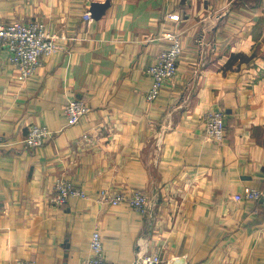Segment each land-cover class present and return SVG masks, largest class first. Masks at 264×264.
Segmentation results:
<instances>
[{
    "label": "crops",
    "instance_id": "crops-1",
    "mask_svg": "<svg viewBox=\"0 0 264 264\" xmlns=\"http://www.w3.org/2000/svg\"><path fill=\"white\" fill-rule=\"evenodd\" d=\"M95 4L104 14L84 22ZM34 20L66 40L28 79L0 49V264H85L96 231L110 264H264V206L234 199L264 188V0H0L1 24ZM165 30L183 53L149 101ZM71 100L92 109L72 126ZM217 112L221 144L203 135ZM32 125L54 132L36 150ZM59 178L89 198L52 204ZM105 189L147 194L150 209L102 204Z\"/></svg>",
    "mask_w": 264,
    "mask_h": 264
},
{
    "label": "built area",
    "instance_id": "built-area-1",
    "mask_svg": "<svg viewBox=\"0 0 264 264\" xmlns=\"http://www.w3.org/2000/svg\"><path fill=\"white\" fill-rule=\"evenodd\" d=\"M172 19L179 20L178 17ZM84 22L91 23L92 13L83 14ZM167 45L158 50L155 61L146 70L145 74L152 80V88L148 93V100H156L165 86L177 77L178 64L183 53L181 37L176 30H165L162 33ZM66 38L51 31L44 22L16 21L12 24L0 23V49L9 53L11 66L18 70L24 79L32 77L43 62L53 57L61 48V41ZM91 107L84 100H71L64 107L70 126L79 124L85 116L90 114ZM203 135L206 141L221 144L226 138V116L223 112L209 113L202 119ZM47 126L32 125L23 143L28 150L41 148L53 138ZM3 137L0 135V144ZM71 198L87 199L88 194L83 188L76 186L70 180L59 178L54 187V194L50 201L56 206L68 204ZM98 201L110 207H128L145 214L150 209V199L147 194L140 192L126 193L124 191L111 192L101 190ZM237 202H261L264 206V189L246 187L237 194ZM160 256L139 252L134 264H162ZM18 264H35L33 262H19ZM85 264H110L104 252L103 238L100 232L92 235L90 256Z\"/></svg>",
    "mask_w": 264,
    "mask_h": 264
},
{
    "label": "water",
    "instance_id": "water-1",
    "mask_svg": "<svg viewBox=\"0 0 264 264\" xmlns=\"http://www.w3.org/2000/svg\"><path fill=\"white\" fill-rule=\"evenodd\" d=\"M104 12H105V7H103V5L95 4L93 6L92 16L94 18H99L100 16L104 14Z\"/></svg>",
    "mask_w": 264,
    "mask_h": 264
},
{
    "label": "trees",
    "instance_id": "trees-1",
    "mask_svg": "<svg viewBox=\"0 0 264 264\" xmlns=\"http://www.w3.org/2000/svg\"><path fill=\"white\" fill-rule=\"evenodd\" d=\"M234 58H240L241 60H246V58L243 56V55H238V56H234L233 58H232V60L234 59ZM232 60H231V62H232Z\"/></svg>",
    "mask_w": 264,
    "mask_h": 264
},
{
    "label": "rangeland",
    "instance_id": "rangeland-1",
    "mask_svg": "<svg viewBox=\"0 0 264 264\" xmlns=\"http://www.w3.org/2000/svg\"><path fill=\"white\" fill-rule=\"evenodd\" d=\"M175 79H176V78H175ZM175 79H174V80H172V81H170L169 83H172V82H174V81H175ZM169 83H168V84H169ZM168 84H167V85H168ZM164 89H165V88H164ZM263 189H264V188H263Z\"/></svg>",
    "mask_w": 264,
    "mask_h": 264
}]
</instances>
